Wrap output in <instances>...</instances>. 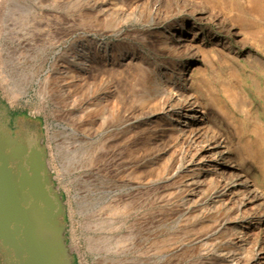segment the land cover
I'll return each instance as SVG.
<instances>
[{
    "label": "rangeland",
    "instance_id": "rangeland-1",
    "mask_svg": "<svg viewBox=\"0 0 264 264\" xmlns=\"http://www.w3.org/2000/svg\"><path fill=\"white\" fill-rule=\"evenodd\" d=\"M0 95L43 118L72 264H264V0H0Z\"/></svg>",
    "mask_w": 264,
    "mask_h": 264
},
{
    "label": "flooded vegetation",
    "instance_id": "flooded-vegetation-1",
    "mask_svg": "<svg viewBox=\"0 0 264 264\" xmlns=\"http://www.w3.org/2000/svg\"><path fill=\"white\" fill-rule=\"evenodd\" d=\"M43 118L12 105L0 95V217L35 236L59 228L61 194L49 168ZM29 243L28 240H26ZM13 249L0 239V264Z\"/></svg>",
    "mask_w": 264,
    "mask_h": 264
},
{
    "label": "water",
    "instance_id": "water-1",
    "mask_svg": "<svg viewBox=\"0 0 264 264\" xmlns=\"http://www.w3.org/2000/svg\"><path fill=\"white\" fill-rule=\"evenodd\" d=\"M65 215V206L60 201L57 216ZM0 239L13 249L9 264H72L71 251L66 238V222L56 230L46 227L41 235L33 232L25 234L15 223L14 233L10 222H4L0 217ZM29 241V243L26 242Z\"/></svg>",
    "mask_w": 264,
    "mask_h": 264
},
{
    "label": "bare ground",
    "instance_id": "bare-ground-1",
    "mask_svg": "<svg viewBox=\"0 0 264 264\" xmlns=\"http://www.w3.org/2000/svg\"><path fill=\"white\" fill-rule=\"evenodd\" d=\"M199 13V12H198ZM197 13V14H198ZM204 13H207L206 15H208V17H210V18H217V15H216V13H214L213 11L212 12H210V10L209 9H207L206 11L205 10H203L202 12H200V14L201 15H203ZM181 26H183L182 28H180V29H178V33H179V38H181V40H184V42H185V44L187 45V44H189V43H192L193 41H194V38L193 39H190L189 37L187 38V37H185L184 36V34L183 33H181L182 31H184L185 30V24H183V22L181 23ZM181 30V31H180ZM194 46V45H193ZM197 48V47H196ZM85 61V63L84 64H87V61L88 60H84ZM70 73V71H67L66 72V74H69ZM72 76V75H71ZM185 114H186V119L188 120H186V124H188V123H192L194 120H196V118L198 117V115L196 114V112L194 111V110H192V109H187L186 110V112H185ZM185 125V124H184ZM48 163V162H47ZM208 172V171H207ZM202 176H204L205 177V179H207L208 177H209V172L208 173H206L205 171H202ZM239 178V177H238ZM227 182V181H226ZM202 186V185H201ZM205 187V186H204ZM226 187V186H225ZM241 187V186H240ZM203 188V187H202ZM227 190H231V191H236V190H239V183L237 182V181H232V182H228V185H227ZM222 197V196H221ZM209 201V200H208ZM255 203H256V201H255ZM218 210V209H217Z\"/></svg>",
    "mask_w": 264,
    "mask_h": 264
}]
</instances>
